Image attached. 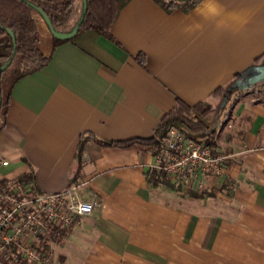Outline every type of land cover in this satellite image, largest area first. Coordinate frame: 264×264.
I'll use <instances>...</instances> for the list:
<instances>
[{
  "label": "crops",
  "instance_id": "1",
  "mask_svg": "<svg viewBox=\"0 0 264 264\" xmlns=\"http://www.w3.org/2000/svg\"><path fill=\"white\" fill-rule=\"evenodd\" d=\"M205 2L167 12L129 0L111 37L85 31L14 86L0 175L46 193L77 185L97 203L57 249L58 264H264V0H218L230 24L222 31L200 15ZM221 87L237 88L229 102L212 98ZM177 99L213 104V147L232 155L201 192L152 187L149 145L87 139L79 155L82 134L151 137Z\"/></svg>",
  "mask_w": 264,
  "mask_h": 264
},
{
  "label": "trees",
  "instance_id": "2",
  "mask_svg": "<svg viewBox=\"0 0 264 264\" xmlns=\"http://www.w3.org/2000/svg\"><path fill=\"white\" fill-rule=\"evenodd\" d=\"M82 2L80 18L73 22L75 10ZM129 0H88L87 12L80 29L69 38H59L51 33L45 20L48 18L58 33H71L84 13V0H0V131L5 125L11 95L16 83L23 77L44 68L51 60L55 49L66 42L76 43L79 37L88 30L111 37V28L116 22L122 7ZM165 11L171 12L181 8L188 12L202 0H154ZM44 19L51 34L49 54L44 51L42 43V24ZM144 63L143 58H139ZM9 63L6 69L3 67ZM236 87L217 89L214 99L231 100ZM259 100L264 101V91L259 93ZM214 106L210 101H202L194 106L177 99L175 107L166 113L154 128L151 137H136L123 141L100 139L93 133L80 137L79 155L83 153L84 142L93 139L102 146L128 147L134 143L155 146L159 139L166 136L171 127L184 131L197 142L214 144L216 130L212 123ZM87 135V136H86ZM152 187L179 189L164 175L152 171L148 174ZM196 196H199L196 194Z\"/></svg>",
  "mask_w": 264,
  "mask_h": 264
},
{
  "label": "built area",
  "instance_id": "3",
  "mask_svg": "<svg viewBox=\"0 0 264 264\" xmlns=\"http://www.w3.org/2000/svg\"><path fill=\"white\" fill-rule=\"evenodd\" d=\"M152 151L151 170L185 192H201L208 182L223 178L232 157L176 127ZM96 206L95 201L81 197L77 185L46 193L32 180L0 175V264H57V249Z\"/></svg>",
  "mask_w": 264,
  "mask_h": 264
},
{
  "label": "clouds",
  "instance_id": "4",
  "mask_svg": "<svg viewBox=\"0 0 264 264\" xmlns=\"http://www.w3.org/2000/svg\"><path fill=\"white\" fill-rule=\"evenodd\" d=\"M204 9L206 10L207 14L202 10L200 15L206 21L211 20V22L215 25V28L218 31H222L230 26L229 21L226 19H221V17L225 14V9L223 5L218 3V0H206L204 3ZM232 22H238V17L235 15H231ZM202 25L196 24L194 28L186 29V31H192L195 29L201 28Z\"/></svg>",
  "mask_w": 264,
  "mask_h": 264
},
{
  "label": "water",
  "instance_id": "5",
  "mask_svg": "<svg viewBox=\"0 0 264 264\" xmlns=\"http://www.w3.org/2000/svg\"><path fill=\"white\" fill-rule=\"evenodd\" d=\"M87 1H88V0H84V13H83L81 19H80L79 22L77 23L75 29H74L71 33H69V34H65V35H63V34H61V33H58V32L53 28V26H52L51 23L49 22L48 18L45 17V20L47 21V23H48V25H49V27H50L51 33H52L54 36L59 37V38H69V37L73 36L75 33H77V31L80 29V27H81V25H82V23H83V21H84L85 14H86V12H87ZM8 66H9V63L6 64V65L3 67V69H6ZM0 73H1V72H0ZM1 102H2V99H1V96H0V106H1Z\"/></svg>",
  "mask_w": 264,
  "mask_h": 264
},
{
  "label": "rangeland",
  "instance_id": "6",
  "mask_svg": "<svg viewBox=\"0 0 264 264\" xmlns=\"http://www.w3.org/2000/svg\"><path fill=\"white\" fill-rule=\"evenodd\" d=\"M81 9H82V2L80 1L79 3H78V5H77V7H76V10H75V15H74V19H73V22L71 23V26L73 25H75L76 24V22H77V20L80 18V15H81ZM42 23H43V25L45 26V28H47L48 30H49V28H48V26H47V24L44 22V21H42ZM50 31V30H49ZM65 33H67V31L66 32H64V33H62V34H65ZM258 88H263L262 86H260V85H258L257 86ZM175 185V184H174ZM176 186V185H175ZM179 188V187H178ZM178 192H181V194L183 195V196H186V192L184 191L183 192V190L181 191H178ZM58 264V263H57Z\"/></svg>",
  "mask_w": 264,
  "mask_h": 264
}]
</instances>
